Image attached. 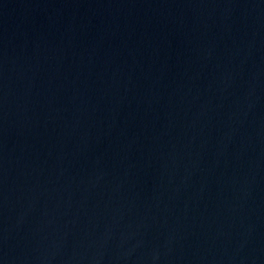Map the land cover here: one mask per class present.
Instances as JSON below:
<instances>
[{"label": "water", "instance_id": "water-1", "mask_svg": "<svg viewBox=\"0 0 264 264\" xmlns=\"http://www.w3.org/2000/svg\"><path fill=\"white\" fill-rule=\"evenodd\" d=\"M0 264H264V0H0Z\"/></svg>", "mask_w": 264, "mask_h": 264}]
</instances>
